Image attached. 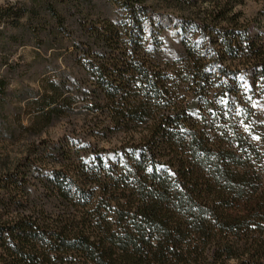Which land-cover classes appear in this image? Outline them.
<instances>
[{
    "label": "trees",
    "instance_id": "1",
    "mask_svg": "<svg viewBox=\"0 0 264 264\" xmlns=\"http://www.w3.org/2000/svg\"><path fill=\"white\" fill-rule=\"evenodd\" d=\"M73 45L85 79L45 80L28 130L84 104V137L31 142L0 173V264H264V26L206 5L160 62L152 13L122 0ZM120 137L110 148L89 139Z\"/></svg>",
    "mask_w": 264,
    "mask_h": 264
},
{
    "label": "rangeland",
    "instance_id": "2",
    "mask_svg": "<svg viewBox=\"0 0 264 264\" xmlns=\"http://www.w3.org/2000/svg\"><path fill=\"white\" fill-rule=\"evenodd\" d=\"M136 1L152 13L149 22L161 42L160 62L171 66L183 55L180 22L196 19L206 5L191 8L176 0ZM262 8L261 2L248 0L236 11L242 20L251 21ZM128 19L122 0H0V173L23 158L33 141L84 137L82 129L89 117L82 102L76 101L69 114L53 120L38 135L28 130L35 120L33 103L46 79L70 92L85 79L73 48L87 41L83 29L101 20L123 24ZM263 26L264 17L255 23L254 33ZM119 138L89 141L110 148Z\"/></svg>",
    "mask_w": 264,
    "mask_h": 264
}]
</instances>
